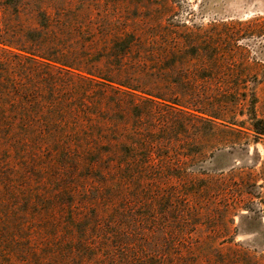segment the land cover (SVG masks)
Instances as JSON below:
<instances>
[{
	"label": "rangeland",
	"instance_id": "1",
	"mask_svg": "<svg viewBox=\"0 0 264 264\" xmlns=\"http://www.w3.org/2000/svg\"><path fill=\"white\" fill-rule=\"evenodd\" d=\"M10 2L0 30L44 15L45 46L154 101L134 120L116 85L79 82L105 120L60 114L56 146L0 130V264H264V137L245 129L264 120V0ZM95 144L110 153L92 163Z\"/></svg>",
	"mask_w": 264,
	"mask_h": 264
},
{
	"label": "trees",
	"instance_id": "2",
	"mask_svg": "<svg viewBox=\"0 0 264 264\" xmlns=\"http://www.w3.org/2000/svg\"><path fill=\"white\" fill-rule=\"evenodd\" d=\"M6 4L11 5L10 0H6ZM258 21L259 19L256 18L251 20L252 24H256L253 29L261 28ZM42 23H44V15L38 19L39 29L11 30L2 25L0 30V130L15 131L22 141L42 142L56 146L59 138L67 139L69 135L66 136V133H71L62 126L64 121L60 114L69 115L70 112L80 110L86 117L99 116L100 119L105 120L108 112L99 115L101 113L98 112L99 103L93 104L87 100L88 90L79 86V82L89 85L106 84L110 87L116 85L118 92L128 95L132 101L131 118L138 120L141 117V109L134 101L143 99L154 101L152 100L154 96L145 94L150 98H144L140 96L142 92L129 84L105 78L104 74L96 73L91 66L80 67L68 62L63 56L61 58L58 52H55V48L45 46L46 28ZM258 32L259 30L256 31ZM130 39L133 40L132 36H128L121 42L126 47L114 48V55L126 54V51L130 49ZM99 91L97 94H102L101 90ZM157 99L160 98L157 97ZM253 113L254 117L251 120L253 124L249 125L252 129H245L252 131L257 141L264 137V120L257 118L255 112ZM190 116L207 124L212 130L226 126L230 131H235L236 128L244 129L245 125L244 122H241V125L237 124L235 120L225 125L223 116L216 112H199V116L190 113ZM113 117L119 122L125 119L122 112H116ZM120 145H122L120 146L121 160L129 152L126 151L124 144ZM84 153L85 156L92 157V163H96L102 154H108L110 151L105 147L99 148L95 144ZM84 221L81 220L82 223L78 224L76 229L81 240L86 229ZM109 223L112 226L121 224L120 222ZM102 227L105 236L107 235L105 227L108 225L104 224ZM114 233L111 231L108 234L114 235ZM103 238V236L100 237L101 240ZM77 243L79 247L81 243L79 239ZM82 249L83 246H80L79 250L74 248L79 252Z\"/></svg>",
	"mask_w": 264,
	"mask_h": 264
}]
</instances>
